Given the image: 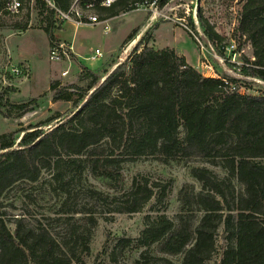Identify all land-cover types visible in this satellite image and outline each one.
Returning <instances> with one entry per match:
<instances>
[{
	"label": "trees",
	"instance_id": "trees-1",
	"mask_svg": "<svg viewBox=\"0 0 264 264\" xmlns=\"http://www.w3.org/2000/svg\"><path fill=\"white\" fill-rule=\"evenodd\" d=\"M144 1L154 0H116L100 13L104 19L115 18ZM166 1L158 0V6ZM200 21L207 39L220 45L218 34ZM239 27L253 51L252 60L242 57L240 75L264 83V0L244 3ZM46 34L52 44V33ZM136 34L135 29L125 43ZM80 77L89 80L84 89L61 88L59 81L49 85L54 101L71 102L74 94L68 89L81 90L70 116H53L0 136V264H85L90 231L78 227L82 221L96 225V207L103 209L110 201L113 208L105 213L131 215L152 199L163 204L172 180L156 182L140 175L128 189L122 186L120 165L144 156H156L164 164L193 158L219 162L226 174L191 169L200 189L180 190L176 224L156 211L145 218L137 239H118L116 249L140 250L133 264H173L166 257L180 255V264H209L217 254L222 228L225 248L219 264H264V90L258 96L241 94L235 79L205 78L174 51L141 41L110 73L81 66ZM7 94L5 90L0 99ZM37 105L38 100L31 99L10 108L19 119ZM54 121V127L42 130ZM43 172L57 195L67 196L69 189L78 187L84 172L104 181L114 194L80 186L83 208L66 209L55 219L69 226L68 235L61 237L24 217L9 221L4 211L14 203H4L6 192L15 185L37 184ZM78 214L82 217L75 219Z\"/></svg>",
	"mask_w": 264,
	"mask_h": 264
},
{
	"label": "rangeland",
	"instance_id": "rangeland-1",
	"mask_svg": "<svg viewBox=\"0 0 264 264\" xmlns=\"http://www.w3.org/2000/svg\"><path fill=\"white\" fill-rule=\"evenodd\" d=\"M154 1L155 5L147 10L131 11L111 18L107 23V31H104V25L81 26L79 29L65 25L62 29V24L54 25L52 17L39 16L28 18L32 23V27L28 30H24V21L21 23L9 21L2 25L0 28V95L5 90L8 94L0 99L2 112L0 114V136L40 124L53 116H59L60 119L70 116L75 110L73 103L77 101L78 95L82 92L80 89H68L70 94H74L71 102L54 101L53 94L49 91V85L54 81L53 79H59L61 88L79 86L84 89L89 84V80H82L80 77L81 66H87L86 68L89 69V64L85 63L84 57H90L95 49L101 50L106 58L101 63L100 69L95 67L89 70L98 73L105 69L106 72L110 71V64L120 61L127 47V43L119 47L124 37L136 26H138L135 28L138 33L144 22L148 24L141 36L147 45L155 46L156 49L173 47L183 52L188 58V61L184 58L186 63L201 74H205L207 70L202 62L207 61L218 77L227 76L235 79L241 94L260 95L264 90V83L240 75L242 57L252 60L253 52L250 42L239 27V13L247 0H167L163 7L158 6V0ZM100 15L102 19L105 18L102 14ZM200 19L218 34L221 38L220 45H214L207 39ZM183 25L190 31L183 28ZM46 30L52 34L54 30L61 31L58 34L61 40L59 42H65L68 46H70L68 43L73 42L85 53L84 57H80L73 51L74 55L70 57L69 73L65 78L61 77L60 73L68 67V64L64 61L49 60L50 40ZM195 38L200 40L204 50L200 51ZM220 46L224 47L222 52L219 50ZM98 62L100 63L97 61L92 66L97 65ZM13 67L25 68L27 77L20 78L12 75L10 70ZM31 99L38 100L37 107L22 118H15L16 110L11 109L10 104H22ZM5 114H10V117H5ZM56 122L43 126L42 130L46 131L54 127ZM182 134L183 129L180 128L179 137ZM193 168H207L220 177L226 174L219 162L211 164L200 158L164 164L156 156H144L122 163L119 169L124 189H128L132 180L140 175L156 182L172 180L173 185L161 206H158L155 199H152L137 214H107L105 212L113 208L110 201L106 202L103 209L96 207L94 209L96 225L90 227L82 221L78 227L80 232L88 231L89 233L90 231L89 253L84 257L85 264H133L140 250L120 252L115 248L117 240L137 239L144 229L145 218L155 216L156 211L164 214L176 224V215L180 209V190L184 186H192L196 191L200 189V184L191 177L190 172ZM48 180V173L43 172L37 184L15 185L9 189L4 196V203L7 206L9 203H14V206L5 209L6 218L12 221L14 217H24L27 222L44 226L53 234L61 237L68 235L69 226L55 219L59 218V214L66 209L77 211L83 208L84 197L78 193L80 186H91L105 194H114L107 188L104 181L90 177L87 172L81 175L82 181L78 187L68 190L69 195L67 196L57 195L58 191L52 192V188L50 189L46 184ZM81 217L80 214L75 215V219ZM8 228L13 231V224L9 223ZM224 248V234L223 229L220 228L217 235L218 251L209 264H219ZM155 250L156 246L152 247L151 252L156 254ZM166 258L173 264H180L183 256Z\"/></svg>",
	"mask_w": 264,
	"mask_h": 264
},
{
	"label": "built area",
	"instance_id": "built-area-1",
	"mask_svg": "<svg viewBox=\"0 0 264 264\" xmlns=\"http://www.w3.org/2000/svg\"><path fill=\"white\" fill-rule=\"evenodd\" d=\"M62 1L0 0V28L9 21H18L19 23L24 21V30H28L32 27L31 20H28V18L39 16L52 17L55 26L58 24H62L61 26H63L66 23H71L76 27L104 25V31L108 30L107 23L110 19H102L100 17V9L110 7L116 0H101L99 4H96L95 0H66L65 3H62ZM154 5L155 1L152 3L144 1L142 4L136 5V9L133 11H144ZM183 28L189 30L184 25ZM195 39L200 51L204 50L200 40L198 38ZM71 55H74L71 46H68L63 42H53L50 44L49 60L54 62L64 61L70 64ZM102 56V52L95 50L93 56L89 59L99 60ZM202 64H205L204 67L207 69L205 70V74H202L203 76L219 78L207 64V61L206 63L202 62ZM24 69L13 67L10 72L16 77L26 78L27 75L25 74L26 71H24ZM68 73L69 69L64 71L62 76H66Z\"/></svg>",
	"mask_w": 264,
	"mask_h": 264
},
{
	"label": "crops",
	"instance_id": "crops-1",
	"mask_svg": "<svg viewBox=\"0 0 264 264\" xmlns=\"http://www.w3.org/2000/svg\"><path fill=\"white\" fill-rule=\"evenodd\" d=\"M146 24H148V23H146V22H144V24L142 25V27L140 28V30H138V33L135 35V37L131 40V41H129V42H127V44L125 43V40H126V38L128 37V35L133 31V30H135V28H137L138 26H136L135 28H133L130 32H128V34L124 37V39L122 40V42H121V44L119 45V47L122 45V44H126V49H125V51H124V54H122V57L120 58V61H114V63H111L110 65H111V67H110V71H108V73H110L111 71H113V69L117 66V65H119L120 63H122L128 56H129V54L131 53V51H132V49L137 45V43L138 42H142L143 44H146L145 43V41H144V39L142 38L143 36H141L142 35V33H143V30L146 28ZM65 25H70V26H72V27H74L75 29H79V28H81V27H76V26H74L73 24H71V23H66V24H64L63 26H62V29H64V26ZM61 31H57V30H54L53 31V34H52V36L54 37V40L57 42H59V41H61L60 39H59V36H58V34L60 33ZM65 43V42H64ZM68 43V42H67ZM49 44V43H48ZM71 47H73V51L77 54V55H79L80 57H84V54L85 53H83L82 51H81V49H80V46H75V44H73V42H70V43H68ZM149 46V45H148ZM151 46V45H150ZM153 48H155L156 49V47L155 46H153ZM158 50H162V49H170V50H174L178 55H180L181 57H183V58H185L186 59V61H188V58H187V56H186V54H184L183 52H179V51H177L176 49H174L173 47H165V48H162V47H159V48H157ZM48 50H49V48H48ZM95 50H99V49H95ZM94 50V51H95ZM100 52H102L101 50H99ZM93 54H94V52L90 55V57L91 56H93ZM102 54L104 55L105 53H103L102 52ZM90 57H84L85 59V63L86 64H89V69H91L92 70V68H95V67H97L98 69H100V65H101V63L102 62H104V60H105V58H106V55H104V58H103V56L99 59V60H90L89 58ZM102 59H103V61H102ZM97 61H100V63L98 62L97 63V65H95V66H92V64L94 63H96ZM120 62V63H119ZM65 63H67L68 64V67L66 68V69H63L62 71H61V77H66V76H62V73L64 72V71H66L67 69H69V63L68 62H65ZM105 63H106V61H105ZM85 64V65H86ZM87 67V66H86ZM105 69V68H104ZM106 70V69H105ZM62 79V78H61ZM54 81H59V79L58 78H55V79H53Z\"/></svg>",
	"mask_w": 264,
	"mask_h": 264
}]
</instances>
